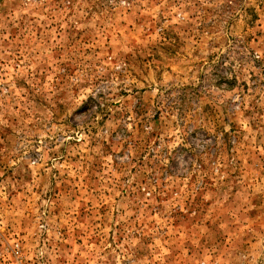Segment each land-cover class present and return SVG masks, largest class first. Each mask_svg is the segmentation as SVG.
Masks as SVG:
<instances>
[{
	"label": "rangeland",
	"instance_id": "rangeland-1",
	"mask_svg": "<svg viewBox=\"0 0 264 264\" xmlns=\"http://www.w3.org/2000/svg\"><path fill=\"white\" fill-rule=\"evenodd\" d=\"M264 264V0H0V264Z\"/></svg>",
	"mask_w": 264,
	"mask_h": 264
},
{
	"label": "built area",
	"instance_id": "built-area-1",
	"mask_svg": "<svg viewBox=\"0 0 264 264\" xmlns=\"http://www.w3.org/2000/svg\"><path fill=\"white\" fill-rule=\"evenodd\" d=\"M9 256L10 258L4 259L3 264H22V247L18 240L13 241L9 246Z\"/></svg>",
	"mask_w": 264,
	"mask_h": 264
}]
</instances>
